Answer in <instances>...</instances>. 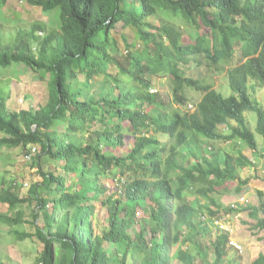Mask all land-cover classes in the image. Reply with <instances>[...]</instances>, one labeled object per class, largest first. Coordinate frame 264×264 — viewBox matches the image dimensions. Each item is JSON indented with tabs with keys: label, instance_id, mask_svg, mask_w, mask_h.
Returning a JSON list of instances; mask_svg holds the SVG:
<instances>
[{
	"label": "trees",
	"instance_id": "1",
	"mask_svg": "<svg viewBox=\"0 0 264 264\" xmlns=\"http://www.w3.org/2000/svg\"><path fill=\"white\" fill-rule=\"evenodd\" d=\"M7 1L0 0V11ZM18 1L39 9L50 27L33 21L29 29L16 26L17 32L3 36L2 28L12 22L3 13L0 69L7 73L23 65L48 75V99L38 110L12 111L0 94V150L19 149L26 157L35 149L30 160L41 177L23 198L0 184L5 209L0 225L35 228L34 235L10 232L18 241L35 236L41 242L34 264H195L198 256L206 257L202 241L208 228L196 216L203 207L211 215L231 209L213 199L215 211L187 204L185 185H200L196 194L209 204L207 195L226 183L236 182L239 192L258 179L256 174L241 177L242 170L256 166L240 147L264 159L255 139L256 134L264 144V110L250 97V84L264 88V58L230 69L229 98L187 77V66L200 54L218 67L229 64L231 43L250 42L255 52L264 42L263 23L245 19L255 8L242 0ZM116 28L132 32L142 49L130 46L126 36L114 35ZM214 43L222 47L219 54ZM160 76L172 79V103L159 90L150 93L153 78ZM192 88L202 98L194 113L182 114L172 106L185 105ZM245 112L255 115V134ZM231 122L235 125L223 135L220 126ZM161 134L165 142L158 139ZM130 138L134 143L127 154H117ZM215 141L235 144L237 156L208 150ZM161 155L167 160L164 166ZM102 178L116 181L118 192L108 195ZM257 194L260 207H250L249 216L264 229L257 216L264 211V196ZM96 204L108 215L101 233L94 225ZM226 239L222 234L212 243L213 264H223ZM252 264H264V256Z\"/></svg>",
	"mask_w": 264,
	"mask_h": 264
},
{
	"label": "rangeland",
	"instance_id": "2",
	"mask_svg": "<svg viewBox=\"0 0 264 264\" xmlns=\"http://www.w3.org/2000/svg\"><path fill=\"white\" fill-rule=\"evenodd\" d=\"M4 16L6 18L11 19L12 22L8 23V26H4L3 31L1 32L3 36H9V34H14L17 32L16 26H24L27 29L30 28V24L33 21H43L50 27L48 24V17L43 15L41 11L37 8H33L29 6L26 2L18 1V0H8L3 9L0 11V16ZM52 14L58 15V11H54ZM153 24L156 22L151 20ZM181 23V22H177ZM53 24V23H51ZM180 25V24H179ZM15 27V28H14ZM1 30V29H0ZM208 33V30H205ZM204 32V33H205ZM120 33L122 36H126V42L131 46L134 45V49H139L137 44L136 37L132 32H129L128 29L121 31L119 28L114 30V35ZM186 33V32H185ZM116 37V36H115ZM124 38V37H123ZM118 40L120 49L122 53L126 54L127 50H125V43L123 40H120L119 35L116 37ZM6 40V39H5ZM133 51V50H132ZM239 58L236 56L231 65L235 66L238 64ZM181 66V65H180ZM187 76H191L194 79H202L206 82H209L211 85L215 87V89L223 90L225 86L226 73L225 72H216L215 68L210 66V63L207 59H205L202 55L193 57V60L190 64H188ZM14 69L16 72H14ZM14 69L8 70L7 73L3 71H7L4 69H0V94L5 96L7 99V107L9 110H26V111H35L38 108L45 104L48 99V86L47 81L49 79L48 75H40L33 72L31 69L26 68L23 65H19ZM113 72L116 73V69H113ZM171 77L169 76H160L153 78V84L155 85L156 90H159L160 94L165 97V101L169 100V93L171 89ZM257 98L259 100H263V94L261 90L257 88ZM224 93V95H230L229 88L227 91H220ZM118 93V90H116ZM188 94L192 97V102H196L200 99V95L197 93H193L188 91ZM168 97V98H167ZM170 103H172L170 101ZM177 107V105H175ZM181 112L194 111L195 106L186 103L183 107H177ZM246 121L249 123V129L254 132L256 120L255 115L253 113L246 114ZM59 131H63L62 128H59ZM227 132V130H225ZM224 132V133H225ZM258 139V150L264 151V144L261 138L258 135H255ZM158 139L161 142H164L166 138L161 134L158 136ZM128 140V139H127ZM134 138H130L128 141V147L119 150L117 154L126 155L128 150L133 146ZM261 144V146H259ZM207 149L214 151V154L219 153V156H223L224 153H228L230 156L236 157L239 150L235 144L231 142H222L217 141L215 143V147L211 145H207ZM240 152L242 155L252 159V162H255L256 170H252L249 168H245L241 171V177L245 178L247 176H251L256 174L260 179L254 180L252 179L250 183L244 187H241L240 193H237L235 187V183H226L223 187L216 189V193H209L207 198H213L220 200V203L223 205H230L233 203L238 196L241 194L245 196L249 200L250 207H258L260 204L259 197L257 195L258 191H261L264 196V159L257 158V155L254 156L251 150L247 147H240ZM32 151V150H31ZM32 153V152H31ZM35 154L32 153V156ZM31 159V158H30ZM31 160L25 159L24 155L20 152L19 149L15 150H0V184H2L4 189H12V192L16 195H19L20 198L27 197L28 191L32 184L38 183L41 181V177L38 174V168L32 166ZM61 171L58 170V174ZM116 181H111L108 178H102V183L109 188L108 195L112 192L115 193V185H113ZM14 185H17L14 187ZM53 189V185H50V191ZM118 192V191H117ZM52 195L50 193V196ZM200 199L201 205H205V200ZM189 202L197 201L195 194H189L187 197ZM48 210L51 212L52 203L48 204ZM34 208V207H33ZM213 209V208H212ZM5 211L3 207L0 206V212ZM39 211L38 209L36 210ZM142 216V212L138 213ZM226 214L220 213L216 216L212 217L213 224L208 223V232L211 234V238H214L217 234V224L222 223V220H225ZM258 216L263 215L261 213ZM209 217V215H207ZM95 230L97 233H101L103 230L107 228L108 225V215L104 208H101L98 204H96V213L94 218ZM203 219V217H202ZM230 224V229H232L236 235L237 239L243 242V240L249 238L251 241H254V238L258 241L257 244H262L264 240V231L262 229H258L256 226V221L252 220L247 212H241L240 216L236 217V215H229V218L226 219ZM38 227H43L41 217L37 222ZM219 226V225H218ZM220 227V226H219ZM18 230L22 233L34 235L35 228L28 224L24 223L23 225L17 227L14 226L9 228L7 226L0 225V263L1 264H34L35 260L39 258L41 254L42 244L38 241L35 236H32L29 239L18 241L15 240L10 234L11 231ZM54 231V230H53ZM238 239V240H239ZM210 241V239H208ZM243 246V253L246 251V248L243 243H240ZM110 249V248H108ZM179 249H175L173 252V256L176 257ZM241 252L237 253L233 249H229L227 254V259L233 264H251L247 258L243 259ZM214 258V251L209 250L208 260L212 261ZM227 259L224 260L225 264L227 263ZM180 262V261H179ZM178 260L175 261L176 264H179ZM200 258L195 261V264H201Z\"/></svg>",
	"mask_w": 264,
	"mask_h": 264
},
{
	"label": "clouds",
	"instance_id": "3",
	"mask_svg": "<svg viewBox=\"0 0 264 264\" xmlns=\"http://www.w3.org/2000/svg\"><path fill=\"white\" fill-rule=\"evenodd\" d=\"M243 1V3L245 4V6L246 5H251L252 6V8H255V11H254V14L252 15V17L251 18H248V17H246L245 19H247V20H249L250 21V23L252 24V25H260V24H262L263 23V26H262V28H263V32H264V0H242ZM238 24H239V22H237ZM250 43V42H249ZM246 44L245 42H242V43H231V50L229 51H227L230 55H232V60L230 61V63L229 64H225V65H219V67L218 66H216V65H213L210 61H209V59H207L206 57H205V55L204 54H200V55H202L205 59H207L208 61H209V63H210V66H212V67H214L215 68V71L216 72H225L226 73V80H225V86H224V88H223V90H220V91H227V89L229 88V85H228V74H229V71H230V69H233V68H235V67H237V66H239V65H243V64H245L246 62H247V60H256V59H260V58H264V42L262 43V44H260V45H258V47L256 48V50H255V52L253 51V50H251L250 49V44ZM214 47L216 48V52L219 54V50L218 49H221L222 47H221V45H220V43H214ZM200 55H198V56H200ZM236 56H238V58H239V61H238V64L237 65H235V66H232L231 65V63H232V61H233V59L236 57ZM244 56H246V57H244ZM193 60V59H192ZM192 62V61H191ZM187 76V75H186ZM187 77H189V78H192L191 76H187ZM194 81H198L199 83H201L202 85H207V86H211L213 89V91H215L217 94L218 93H221L222 95V97L223 98H229L230 96H232L233 95V92H231L230 91V89H229V91H230V95H224V93H222V92H220V91H218L219 89H215V87L213 86V85H211L209 82H206V81H204V80H202V79H194V78H192ZM250 87H251V89H250V97H251V99H252V101L253 102H255L256 104H258L259 106H261L262 108H263V110H264V88L263 87H261V86H259V85H255L254 83H252V84H250ZM257 88L259 89V90H261V92H262V94H263V100H259L258 98H257V92H258V90H257ZM156 89H152V90H150V93H153V94H155L156 93ZM191 92H193V93H197V94H199L201 97H200V99L196 102V105L199 103V101L201 100V98H202V94L201 93H199V92H196V90H194L193 88H192V90H191ZM186 95H187V97H188V101L186 102V103H188V104H190V105H192L193 107L195 106V109H194V111H187V112H181L177 107H183V106H185L186 105V103H185V105H183V106H180V105H177V107H175V105L173 104V108L175 109V110H177V111H179L180 113H182V114H184V113H194L195 111H196V105H195V102H193V103H191L192 102V97H191V95H189L188 93H186ZM164 100V99H163ZM165 101V100H164ZM168 101H171V97L169 98V100ZM176 111V112H177ZM175 112V113H176ZM247 113H250V112H245L244 113V118H245V121H246V114ZM256 120V119H255ZM247 122V121H246ZM235 125V123H233V122H231L230 124H229V126H228V124H224V125H222V126H220V128H219V130H220V132H222V134L223 135H227L228 133H229V128L231 127V126H234ZM247 126H249V123L247 122ZM248 129H249V127H248ZM255 129H256V124H255V128H254V132H252V130L251 129H249L250 130V132H252V133H254L255 134ZM225 130H227V132H225ZM225 132V133H224ZM256 135V134H255ZM165 138V137H164ZM261 138V137H260ZM255 139H256V142H257V144L259 143L258 142V139L255 137ZM262 140V139H261ZM166 141V140H165ZM164 141V142H165ZM217 141H215V143H216ZM263 142V141H262ZM259 146H261V144H259ZM208 147V146H207ZM210 150V149H209ZM259 152L260 153H262V154H264V151H259L258 150V154H259ZM162 156V155H161ZM248 158V157H247ZM162 160H163V166L166 164V162H167V160H166V158L164 157V156H162ZM173 177H175L176 178V176L175 175H173ZM258 179H260L259 177H258ZM254 180H257V179H254ZM262 181H264L263 179H261ZM233 183H235V185H236V187H235V189H236V191H237V183L236 182H233ZM250 183V182H249ZM248 185V184H247ZM224 186V185H223ZM223 186H221V187H223ZM246 186V185H245ZM221 187H219V188H221ZM242 187H244V186H242ZM200 188H202L200 185H195V186H193L192 184H190V185H185V198H186V200L185 201H187V204H191L192 202H189L188 200H187V197H188V195L189 194H195L196 195V198H197V201L195 200V201H193L194 203H196L197 205H200V206H204V205H201V203H200V199H199V197L201 198V199H204L203 198V196H201V194H196V192L198 191V189H200ZM218 189V188H217ZM241 190V189H240ZM217 191L215 190L213 193H216ZM259 192V191H258ZM257 192V193H258ZM261 192V191H260ZM237 193H240V191L239 192H237ZM258 195V194H257ZM259 197V196H258ZM210 199H213L216 203H218V204H220V205H222V206H225L226 208H230L231 209V212L230 211H228V212H224V211H221V212H219L218 214H220V213H223V214H226L225 216V220H222V223L221 224H219V222H216V226H217V234H216V236L214 237V238H211V234L208 232V229H207V231H206V233H207V236L204 238V240L202 241L203 242V244L206 246V248L208 249L207 250V256L205 257L204 255L203 256H198L197 258H196V260L197 259H199L200 258V261L203 263V264H213L215 261H216V254L214 253V258H213V260L212 261H209L208 260V253H209V250H211V251H214V246H213V242L215 241V239L218 237V238H220V235H222V234H226L227 235V239H226V244H225V247H224V252L226 253V256H225V258H224V260H226L227 259V254H228V251H229V249H233V250H235L237 253H240L241 252V255H242V250H243V246L240 244V243H243L244 244V246H245V248L247 249L248 247H250V246H252V244H253V242L254 241H251L249 238H247V239H245V240H243V242L239 239V237H238V239H237V235H236V233L232 230V229H230V224H229V222L226 220L227 218H229V215H236V217L238 216H240V214H241V212H247L248 213V216H249V211H250V204H249V200L245 197V196H243L242 194L240 195V196H238V198L233 202V203H231L230 205H223L222 203H220V200H218V199H216L215 197H213V198H207V200H208V202H209V204H207V201H206V199H204L205 200V205H207V206H210L211 205V203H210ZM184 200V199H183ZM260 200V199H259ZM259 207H260V204H259V206L258 207H254V208H258L259 209ZM210 209H208L209 211H215V209H214V206H210L209 207ZM213 208V209H212ZM259 213H261L262 215H263V217L262 216H258V219H261V220H264V211H262V210H259L258 211V214ZM218 214H216V215H218ZM207 215H209V217H207ZM216 215H211L210 213H208V211H207V209L205 208V207H203L202 208V211H200V213L196 216V219H199V220H201L206 226H208V223L210 222V223H212L213 224V220H212V217L213 216H216ZM202 217H203V219H202ZM250 217V216H249ZM252 219V218H251ZM252 220H254V221H256L257 222V220L256 219H252ZM220 227H219V226ZM256 225H257V223H256ZM208 228V227H207ZM258 229H261V228H258ZM263 231H264V229H262ZM208 239H210V241L208 240ZM254 240H255V243L256 242H258L255 238H254ZM244 253H246V251L244 252ZM243 253V254H244ZM242 257H244V255H242ZM258 258V257H257ZM256 258V259H257ZM255 259V260H256ZM254 260V261H255ZM227 263L228 264H230L231 262L230 261H228V259H227ZM223 264H225L224 263V261H223ZM231 264H233V263H231Z\"/></svg>",
	"mask_w": 264,
	"mask_h": 264
},
{
	"label": "crops",
	"instance_id": "4",
	"mask_svg": "<svg viewBox=\"0 0 264 264\" xmlns=\"http://www.w3.org/2000/svg\"><path fill=\"white\" fill-rule=\"evenodd\" d=\"M257 243L253 242L252 246L248 247L246 249V253L243 254L244 255L243 259L247 258L249 261H251V264L260 254L264 256V240L262 244H257Z\"/></svg>",
	"mask_w": 264,
	"mask_h": 264
},
{
	"label": "built area",
	"instance_id": "5",
	"mask_svg": "<svg viewBox=\"0 0 264 264\" xmlns=\"http://www.w3.org/2000/svg\"><path fill=\"white\" fill-rule=\"evenodd\" d=\"M34 152H35V149H32V153H34ZM32 153L29 154V155H27V156L25 157V159L30 160V158L32 157Z\"/></svg>",
	"mask_w": 264,
	"mask_h": 264
}]
</instances>
